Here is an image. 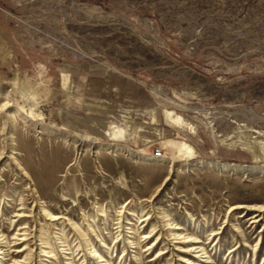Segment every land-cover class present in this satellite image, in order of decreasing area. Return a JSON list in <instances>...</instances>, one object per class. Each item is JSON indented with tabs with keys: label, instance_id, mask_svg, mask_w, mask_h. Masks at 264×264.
I'll return each mask as SVG.
<instances>
[{
	"label": "rangeland",
	"instance_id": "374dc122",
	"mask_svg": "<svg viewBox=\"0 0 264 264\" xmlns=\"http://www.w3.org/2000/svg\"><path fill=\"white\" fill-rule=\"evenodd\" d=\"M243 204H264V0H0V264H187L169 219L211 263L264 264Z\"/></svg>",
	"mask_w": 264,
	"mask_h": 264
},
{
	"label": "bare ground",
	"instance_id": "6f19581e",
	"mask_svg": "<svg viewBox=\"0 0 264 264\" xmlns=\"http://www.w3.org/2000/svg\"><path fill=\"white\" fill-rule=\"evenodd\" d=\"M11 105L12 104L10 103V101H7V102H4L2 104V108H7ZM117 148L120 150V147H117ZM232 168L237 169V166L232 165ZM168 179H169V175L165 178V181H167ZM239 207L245 208L247 210L255 211L254 215L251 217L253 220L252 222H256V221H259L261 219L262 220L264 219V204H262V205H244L243 204V205H240ZM239 207H237V208H239ZM19 215H20V217L26 216V214H24L23 212H19ZM49 216L51 217L52 220H58L61 218V216H58V215L52 214V213H49ZM166 222H167V227L169 226L168 228L171 229V236H173V238L177 240L176 241L177 245H176V247H174V249L179 253L178 255H176L179 257L178 258L179 261L187 263V264H202V261H205L206 263H209V264H214V263H211L212 258L208 254L209 252L207 251L206 247L204 245L200 244L201 240L199 239L198 236L188 235V234H185V233L179 231L180 226L178 227V224H175V221H171L169 219V220H166ZM154 230H155V228H153L151 231H149L146 238H152L155 235ZM218 233L219 232H216L214 234H218ZM120 234H121V232L116 236V239H118ZM160 234L157 235V238L155 240H153L152 242H149L147 244L148 245L147 250L154 249L157 247V245L160 243V239H159ZM19 235L24 236L21 239H23V240L26 239V235H24L22 233L21 234L16 233V238H15L16 240L20 239V238H18ZM2 236L3 235L0 234V251H1L0 253H6V251H4V250L2 251V249L9 246V242L7 240H5L6 238H4ZM86 240H87V245L88 246L90 245V254L93 257L97 258L99 260V262L108 260V259H104V255L102 253H99L98 249L92 247V243H91V240L89 241V238H86ZM44 243L48 244L46 241ZM101 243L103 244L104 247H106V242L103 239H102ZM130 243L141 244L140 241L139 242L131 241ZM137 247H138V245H137ZM7 252L11 253V250L9 247H7ZM47 252L49 253V257L54 256V255H52V252H53L52 250H49ZM167 252H168V250L157 251L156 254L153 256V258L150 259L149 262L146 264H175L174 260H171V261L163 260L164 256L166 255ZM186 255H192L194 260L187 258ZM28 259H29L28 257H24L23 259H17V260L14 259L13 263L14 264H29L31 262H28L29 261ZM53 264H55V263H53Z\"/></svg>",
	"mask_w": 264,
	"mask_h": 264
},
{
	"label": "built area",
	"instance_id": "2783aa9c",
	"mask_svg": "<svg viewBox=\"0 0 264 264\" xmlns=\"http://www.w3.org/2000/svg\"><path fill=\"white\" fill-rule=\"evenodd\" d=\"M162 149L161 148H157L156 150H155V152H154V156L155 157H161L162 156Z\"/></svg>",
	"mask_w": 264,
	"mask_h": 264
}]
</instances>
